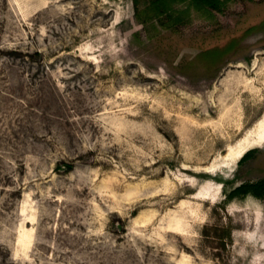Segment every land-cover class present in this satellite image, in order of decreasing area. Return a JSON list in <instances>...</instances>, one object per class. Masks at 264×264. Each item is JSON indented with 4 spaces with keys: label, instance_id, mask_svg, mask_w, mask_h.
Masks as SVG:
<instances>
[{
    "label": "rangeland",
    "instance_id": "rangeland-1",
    "mask_svg": "<svg viewBox=\"0 0 264 264\" xmlns=\"http://www.w3.org/2000/svg\"><path fill=\"white\" fill-rule=\"evenodd\" d=\"M149 2L0 0V264H264V0Z\"/></svg>",
    "mask_w": 264,
    "mask_h": 264
},
{
    "label": "trees",
    "instance_id": "trees-1",
    "mask_svg": "<svg viewBox=\"0 0 264 264\" xmlns=\"http://www.w3.org/2000/svg\"><path fill=\"white\" fill-rule=\"evenodd\" d=\"M230 0H150L146 9L142 11L146 17H160L162 15H168L169 22L178 23L182 11H179L177 16L171 15L174 4H187V6L194 8L197 11L202 9H211L214 11H220L221 7L224 6ZM135 7L137 8L138 0H133ZM187 10V7L185 8ZM184 12V11H183ZM137 16V15H136ZM150 20V19H149ZM231 44L224 48H213L205 50L200 53L199 58L214 61L221 58L226 52L230 50ZM253 151L247 152L240 160L239 164L245 162L251 157ZM251 194L257 198L264 196V181L255 184H242L239 187L233 189L226 196L227 201L234 200L237 197H244Z\"/></svg>",
    "mask_w": 264,
    "mask_h": 264
},
{
    "label": "bare ground",
    "instance_id": "bare-ground-1",
    "mask_svg": "<svg viewBox=\"0 0 264 264\" xmlns=\"http://www.w3.org/2000/svg\"><path fill=\"white\" fill-rule=\"evenodd\" d=\"M250 137V136H249ZM252 138V137H251ZM256 140V139H255ZM264 141V130L260 133L258 139L252 144V145H259L260 143H262ZM250 146V145H249ZM238 147V146H237ZM236 147V148H237ZM248 148V146H244V147H241L238 151H236L234 153V156L236 158H239L242 156V154L246 151V149ZM233 149V148H232ZM230 152V150H229ZM230 154V153H229ZM229 157V156H228ZM231 161V160H230Z\"/></svg>",
    "mask_w": 264,
    "mask_h": 264
}]
</instances>
